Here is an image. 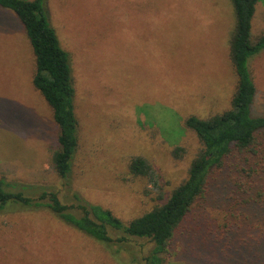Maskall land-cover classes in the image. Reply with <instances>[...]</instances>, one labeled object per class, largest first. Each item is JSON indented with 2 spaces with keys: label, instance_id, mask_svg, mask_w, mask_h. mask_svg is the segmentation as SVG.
<instances>
[{
  "label": "rangeland",
  "instance_id": "obj_1",
  "mask_svg": "<svg viewBox=\"0 0 264 264\" xmlns=\"http://www.w3.org/2000/svg\"><path fill=\"white\" fill-rule=\"evenodd\" d=\"M33 1V0H28ZM44 11L69 54L79 146L69 187L52 166L59 128L32 84L34 52L16 14L0 6V180L9 193L38 200L74 194L124 224L151 211L188 175L201 148L185 127L231 109L237 76L230 60L231 0H45ZM264 34V0L251 40ZM264 116V49L248 61ZM183 148L181 156H175ZM144 158L160 192L131 174ZM227 173L216 171L176 231L162 264H264V206L236 208ZM46 203L47 201H41ZM116 241L122 233L109 231ZM147 239L104 244L48 209L9 202L0 209V264H145Z\"/></svg>",
  "mask_w": 264,
  "mask_h": 264
},
{
  "label": "trees",
  "instance_id": "obj_2",
  "mask_svg": "<svg viewBox=\"0 0 264 264\" xmlns=\"http://www.w3.org/2000/svg\"><path fill=\"white\" fill-rule=\"evenodd\" d=\"M45 0H0V6L13 11L26 31L34 52L36 71L34 89L53 111L59 128L58 150L52 166L64 186L69 187L73 160L79 146L78 120L75 113V88L69 54L62 48L44 11ZM235 28L230 40V60L237 76L236 93L231 109L209 119L195 116L185 121L201 143L192 160L187 178L170 196L160 195L161 202L151 211L124 224L112 211L92 205L74 194L76 204H63L54 192H44L38 200L22 193H9L0 180V209L9 202L26 208L44 207L61 221L104 244L124 243L130 239H147L153 250L145 264H162V255L176 231L185 222L194 203L206 192L213 173L226 172L230 201L236 208L264 206V116L253 115L257 95L249 59L264 49V34L252 42V19L259 0H231ZM177 148L175 156H181ZM130 172L148 180L160 192L157 176L142 157L132 159ZM47 201L43 203L41 201ZM264 208V207H263ZM123 234L114 241L109 231Z\"/></svg>",
  "mask_w": 264,
  "mask_h": 264
}]
</instances>
